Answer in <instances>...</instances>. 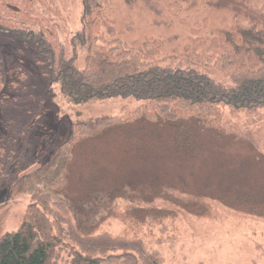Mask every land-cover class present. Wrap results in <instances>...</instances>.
I'll return each mask as SVG.
<instances>
[{
  "label": "rangeland",
  "instance_id": "1",
  "mask_svg": "<svg viewBox=\"0 0 264 264\" xmlns=\"http://www.w3.org/2000/svg\"><path fill=\"white\" fill-rule=\"evenodd\" d=\"M14 1L39 18L38 28L53 30L54 24L60 38L70 39L83 26L82 0ZM172 2L106 0L103 11L116 29L107 36L158 40L154 57L168 65L181 59L195 27L205 35L239 24L234 8L210 0L168 6ZM239 8L242 15L254 12L244 1ZM33 52L27 41L0 32L1 98L13 101L0 111V146L7 145L6 119L14 117L31 162L0 192V235L20 227L36 194L50 193L69 207L83 233L141 239L162 264H264V107L222 104L217 118L181 113L178 125L135 117L141 106L153 105L134 97L75 104L52 79L50 63ZM85 56L80 53L79 67ZM202 68L230 83L218 69ZM103 117L123 121L97 136L74 138L76 123ZM69 152L67 175H59ZM242 195L261 209L233 207ZM65 241L62 249L70 245Z\"/></svg>",
  "mask_w": 264,
  "mask_h": 264
},
{
  "label": "trees",
  "instance_id": "2",
  "mask_svg": "<svg viewBox=\"0 0 264 264\" xmlns=\"http://www.w3.org/2000/svg\"><path fill=\"white\" fill-rule=\"evenodd\" d=\"M210 1L220 8H234L239 24L211 30L205 35L198 31L201 26L195 27L181 59L168 65L154 57L161 47L158 40L131 43L107 36L116 29L103 11L106 0H82L83 26L70 39L60 38L54 24L53 30L49 25L38 28L39 18L14 0H0V32L27 41L34 54L48 61L52 79L61 84L62 95L75 104L109 97H134L153 105V108L141 106L135 117L177 124L181 113L190 114L191 119L217 118L222 104L237 110L262 108L264 0ZM243 1L253 14H240L244 11L239 8ZM243 19L247 22L243 23ZM82 52L86 53L85 64L79 67ZM207 66L221 71L230 83L225 85L211 76L202 68ZM4 75L0 58V89ZM12 102L1 98L0 91L1 112ZM13 119H6L3 134L7 145L0 146V192L27 169L20 172L19 166L31 164L25 155L23 127L18 130V121ZM122 121L103 117L78 122L74 125V138L97 136ZM178 134L190 143L184 131ZM72 157L73 152H69L59 175H67ZM34 198L20 227L0 235V264H162L160 255L149 250L143 240L85 234L65 203L54 200L50 193H38ZM248 203L253 202L242 195L231 205L253 213L261 209V205ZM65 240L70 245L62 249Z\"/></svg>",
  "mask_w": 264,
  "mask_h": 264
}]
</instances>
